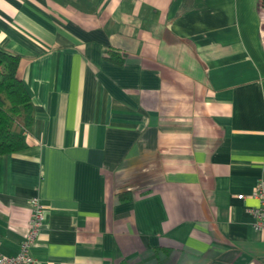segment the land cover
I'll use <instances>...</instances> for the list:
<instances>
[{"label":"crops","instance_id":"1","mask_svg":"<svg viewBox=\"0 0 264 264\" xmlns=\"http://www.w3.org/2000/svg\"><path fill=\"white\" fill-rule=\"evenodd\" d=\"M182 2L0 0L34 107L0 156V256L37 197L36 264H264L261 0Z\"/></svg>","mask_w":264,"mask_h":264},{"label":"trees","instance_id":"2","mask_svg":"<svg viewBox=\"0 0 264 264\" xmlns=\"http://www.w3.org/2000/svg\"><path fill=\"white\" fill-rule=\"evenodd\" d=\"M195 0H183L182 12L189 11ZM264 10V0H261ZM20 57L0 47V156L26 150L27 135L34 121L30 95L18 75ZM122 199L127 193L120 195Z\"/></svg>","mask_w":264,"mask_h":264},{"label":"built area","instance_id":"3","mask_svg":"<svg viewBox=\"0 0 264 264\" xmlns=\"http://www.w3.org/2000/svg\"><path fill=\"white\" fill-rule=\"evenodd\" d=\"M258 206L250 209L253 217V229L261 234L264 241V179H260L252 194ZM243 199V196H239ZM31 219L29 231L20 244V251L14 256H0V264H36L32 249L36 245L41 229L46 220V209L39 198L31 200Z\"/></svg>","mask_w":264,"mask_h":264}]
</instances>
